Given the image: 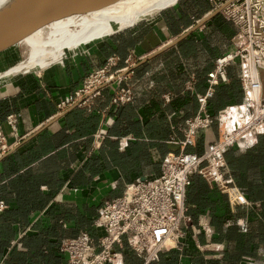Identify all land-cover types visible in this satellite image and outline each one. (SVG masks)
Masks as SVG:
<instances>
[{
	"label": "crops",
	"instance_id": "1",
	"mask_svg": "<svg viewBox=\"0 0 264 264\" xmlns=\"http://www.w3.org/2000/svg\"><path fill=\"white\" fill-rule=\"evenodd\" d=\"M215 12L205 0H178L61 64L0 86V126L9 146L0 157V202L6 206L0 217V264H65L60 251L65 240L103 234L93 221L105 201L138 180L156 179L166 155L199 153L218 139L217 121L197 134L194 147L179 145L185 122L198 112L196 97L206 92L207 75L239 39L234 26ZM110 57L117 58L118 74L138 66L121 80L104 83L98 95L59 108ZM225 72L227 82L215 87L208 102L215 119L244 103L239 66L230 64ZM123 88H131L132 100L113 105ZM10 114L17 117L14 133L5 123ZM224 160L242 205L204 179L190 178L187 207L197 225L208 226L216 239L207 241L212 246L222 242L219 228L235 225L244 233L251 218L258 223L264 215V134L241 140Z\"/></svg>",
	"mask_w": 264,
	"mask_h": 264
},
{
	"label": "built area",
	"instance_id": "2",
	"mask_svg": "<svg viewBox=\"0 0 264 264\" xmlns=\"http://www.w3.org/2000/svg\"><path fill=\"white\" fill-rule=\"evenodd\" d=\"M205 1L213 10H220L222 17L237 30L239 39L233 50L216 60L214 70L207 75L208 87L196 97L198 112L185 122L184 139L179 145L184 150L194 147L197 134L209 130L217 121L222 126L218 139L208 144L201 154L182 150L166 155L156 179L138 180L127 185L120 197L105 201L93 221L94 227L103 234L94 239L88 233H80L65 240L60 248L66 256L65 264H122L124 253L139 259L140 264H151L160 253L176 249L192 222L186 205L192 175L219 188L229 199L230 194L239 195L224 154L241 140L264 134V0ZM125 63L129 65V60ZM116 64L117 58L110 57L101 68L91 71L82 87L61 102L59 108L83 96L98 95L104 83L119 75ZM230 64L239 66L241 79L246 84L244 103L229 108L215 119L208 110V102L215 87L227 82L225 69ZM132 98L131 88L119 89L112 104L123 105ZM5 123L16 132L14 114L8 115ZM8 149L0 126V157ZM5 208L4 202H0V217ZM196 229L206 233L208 226L198 224Z\"/></svg>",
	"mask_w": 264,
	"mask_h": 264
},
{
	"label": "bare ground",
	"instance_id": "3",
	"mask_svg": "<svg viewBox=\"0 0 264 264\" xmlns=\"http://www.w3.org/2000/svg\"><path fill=\"white\" fill-rule=\"evenodd\" d=\"M28 1L30 0H0V21ZM177 1L103 0L81 13L57 15L59 10H51L42 26L25 31L17 43L0 53V58L4 57L0 62V86L14 77L27 71H35L49 63L61 64L60 53L66 49L69 40L75 37L81 44L94 38L113 35L152 19ZM18 48L23 49L24 60L18 59ZM11 60L13 62L7 64ZM230 195L232 201L240 198L237 194Z\"/></svg>",
	"mask_w": 264,
	"mask_h": 264
},
{
	"label": "rangeland",
	"instance_id": "4",
	"mask_svg": "<svg viewBox=\"0 0 264 264\" xmlns=\"http://www.w3.org/2000/svg\"><path fill=\"white\" fill-rule=\"evenodd\" d=\"M104 38L105 37L94 38L81 44L80 42L78 43L76 37L69 40L66 49L60 53L61 61L63 62L65 59L79 53L82 48L91 45V43H94L99 39ZM16 50L19 55L18 59L24 60V55L22 54L23 49L21 48L20 50L18 48ZM3 58L4 57L1 56L0 62L4 60ZM12 62L13 61L11 60L7 62V64ZM51 65L53 64L49 63L44 67L47 68ZM44 67H38L37 70L43 69ZM33 71L34 70L27 71L24 74H28V72L30 73ZM226 123L227 121L224 120V124ZM227 200H229L228 195ZM230 201L235 205H242L240 204V198L239 201L238 199L233 201L230 199ZM256 222L257 221L255 220V218H251V224L248 228L249 232L247 231V229L244 233L238 232L237 230L235 232H231L229 231L231 226H228L227 229H222V232H220V241L222 242H220L219 246H212L211 244L213 242L207 243V241L216 240L211 238V235L208 232L203 233L201 231H197V227L195 229H192L191 226H188L184 231V237L181 240V244L176 249L169 250V252L173 251L177 253L175 258L176 264H264V232H261L259 230L261 228L264 231V226L259 227ZM253 232L254 234H251ZM252 235L255 236V239L254 242L251 243L254 245L257 244V247L246 249L237 247L243 245V243L245 244L246 241H250ZM122 264H124V256Z\"/></svg>",
	"mask_w": 264,
	"mask_h": 264
},
{
	"label": "water",
	"instance_id": "5",
	"mask_svg": "<svg viewBox=\"0 0 264 264\" xmlns=\"http://www.w3.org/2000/svg\"><path fill=\"white\" fill-rule=\"evenodd\" d=\"M102 1L103 0H30L26 2L15 12L9 14L5 19L0 21V53L12 44L17 43L23 37L22 35L25 31L30 28L42 26L46 22L47 15L51 10H59L60 12H57V15L81 13L92 9ZM218 13H220V10H216L214 15ZM182 38L183 37L168 44L158 52L147 57L141 63L150 60L160 52L174 46ZM137 66L138 65H134L131 68L124 70L105 84H110L122 79Z\"/></svg>",
	"mask_w": 264,
	"mask_h": 264
},
{
	"label": "trees",
	"instance_id": "6",
	"mask_svg": "<svg viewBox=\"0 0 264 264\" xmlns=\"http://www.w3.org/2000/svg\"><path fill=\"white\" fill-rule=\"evenodd\" d=\"M209 112H210L211 115L214 116V114H212L210 110H209ZM195 153H197V152H195ZM201 153L202 152H199L197 154H201ZM195 176H197V175H195ZM198 177H200V176H198ZM190 186H191V184H190ZM190 186L187 188V192H186V205L188 204V200H190V194H189V188H190ZM188 215L191 217V220H192L191 227L192 226L197 227V224L194 222V220H193V218H192L189 210H188ZM230 219H232V218H230ZM257 224H258L259 227L264 226V215L258 220V223ZM220 227H222V226H220ZM219 230H220V232H222V228H219ZM236 230L239 232L238 228L235 225L231 226V228L229 229V231H231V232H235ZM259 230L261 232H264L261 228ZM220 232L217 233L219 240H221V238H220ZM251 234H254V232L251 233ZM254 239H255V236L252 235L250 241H246L245 244L243 243V245L237 246V247H242V248H245V249L246 248H254V247H257V244H255V245L252 244L254 242ZM124 255H125V253H124ZM176 255H177V253L176 252H173V251H171V252L168 251L166 253L165 252L164 253H160L159 256H158V259L156 261L152 262L151 264H176V260H175ZM140 263H141L140 260L137 259V258H135V257L132 258V256L131 257L124 256V264H140Z\"/></svg>",
	"mask_w": 264,
	"mask_h": 264
}]
</instances>
